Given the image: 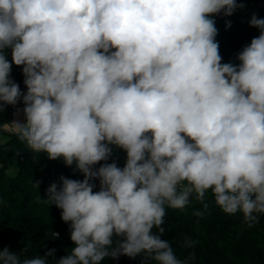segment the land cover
Returning a JSON list of instances; mask_svg holds the SVG:
<instances>
[{
    "label": "clouds",
    "instance_id": "1",
    "mask_svg": "<svg viewBox=\"0 0 264 264\" xmlns=\"http://www.w3.org/2000/svg\"><path fill=\"white\" fill-rule=\"evenodd\" d=\"M244 7V0H0V114L14 109L0 128L83 176L61 175L38 197L61 210L70 250L57 260L56 249L28 257L30 245L0 247V264L122 256L190 264L194 255L179 259L162 239L167 209L183 211L194 198L201 208L192 214L203 218L209 191L223 213L256 225L264 215V18L249 19L259 34L235 54L238 63L222 62L216 39L215 17ZM117 149L126 153L123 167L109 162ZM197 243L186 237L183 246Z\"/></svg>",
    "mask_w": 264,
    "mask_h": 264
},
{
    "label": "trees",
    "instance_id": "2",
    "mask_svg": "<svg viewBox=\"0 0 264 264\" xmlns=\"http://www.w3.org/2000/svg\"><path fill=\"white\" fill-rule=\"evenodd\" d=\"M244 2V9L237 10L231 17H215L219 30L216 39L224 63H238L235 54L259 34V30L250 27L248 21L253 13L264 18V0ZM226 20L232 21L227 30ZM8 58L11 59L10 54ZM12 76L21 90H26L20 67L13 66ZM13 112L9 106L4 114H0V125L11 121ZM0 135L5 136V140L0 141V247L19 251L30 245L28 257L56 249L55 258L58 260L72 247L69 226L61 220V210L42 203L38 197L46 198V189L53 182L59 184L61 175L80 180L83 176L73 171L74 166L66 167L62 160H48L45 154L32 152L16 135L2 128ZM112 160L123 167L126 153L117 149L109 162ZM37 180L41 181L39 189L33 186ZM207 202L209 208L203 218L192 214L194 209L201 208L194 198L183 211L167 209L162 239L172 243L177 257L183 260L194 255L190 264H264V215L254 227L248 228L240 213H223L215 205L210 191ZM52 231L59 233V239L52 236ZM186 237L198 243L186 248L183 246ZM140 260V257L129 259L122 256L119 260L106 258L101 264H140Z\"/></svg>",
    "mask_w": 264,
    "mask_h": 264
},
{
    "label": "crops",
    "instance_id": "3",
    "mask_svg": "<svg viewBox=\"0 0 264 264\" xmlns=\"http://www.w3.org/2000/svg\"><path fill=\"white\" fill-rule=\"evenodd\" d=\"M21 119H23V117H21ZM6 132H7V131H6ZM3 140H5V136H4V138L1 139V141H3Z\"/></svg>",
    "mask_w": 264,
    "mask_h": 264
},
{
    "label": "rangeland",
    "instance_id": "4",
    "mask_svg": "<svg viewBox=\"0 0 264 264\" xmlns=\"http://www.w3.org/2000/svg\"><path fill=\"white\" fill-rule=\"evenodd\" d=\"M2 138H4V135H0V141H1Z\"/></svg>",
    "mask_w": 264,
    "mask_h": 264
}]
</instances>
